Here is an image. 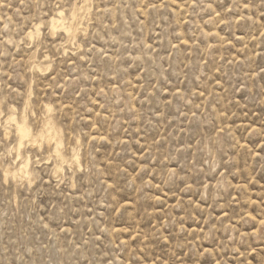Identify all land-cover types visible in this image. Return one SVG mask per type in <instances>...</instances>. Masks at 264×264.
I'll list each match as a JSON object with an SVG mask.
<instances>
[{
	"label": "rangeland",
	"instance_id": "rangeland-1",
	"mask_svg": "<svg viewBox=\"0 0 264 264\" xmlns=\"http://www.w3.org/2000/svg\"><path fill=\"white\" fill-rule=\"evenodd\" d=\"M0 264H264V0H0Z\"/></svg>",
	"mask_w": 264,
	"mask_h": 264
},
{
	"label": "bare ground",
	"instance_id": "bare-ground-1",
	"mask_svg": "<svg viewBox=\"0 0 264 264\" xmlns=\"http://www.w3.org/2000/svg\"><path fill=\"white\" fill-rule=\"evenodd\" d=\"M85 11H86V9H85ZM70 20H71V22H70V25L68 27L60 25L63 21H65V17H64V14L62 12H58L57 19L52 20L51 26L53 29H57V28L63 29L67 34H69L71 32V29H72L71 26L74 23V21L76 20V14L72 13L70 16ZM77 24H76V26H78ZM47 111L49 112L50 109L47 108ZM50 120H49V122H50ZM6 121H7V119H6ZM10 122H13V124H14L13 126H14V131H15L16 143L13 146L12 151L15 154V160L17 162V165L14 168L4 167V169L2 171L4 181H7L8 179H11L13 181L27 180L29 183H31L32 176H33V173L30 169L31 158L22 153V147H23L24 143L30 144V145H39V146H41L42 143H45L46 145H50L51 143H54V147H55L54 152L57 153L59 146H61V142L59 141V139L57 137V132L53 127L48 128L44 134H39L40 136L38 138H36V137H33L31 130L28 128L29 126H27L23 121H21V123H18V121H15L14 119H9L6 124H9ZM45 125H47V124H45ZM5 134L7 135L8 133L5 131ZM60 159H61V157H60ZM72 159L73 160H72L71 165H74L75 167L80 169L81 165L79 163L78 154L74 153Z\"/></svg>",
	"mask_w": 264,
	"mask_h": 264
}]
</instances>
